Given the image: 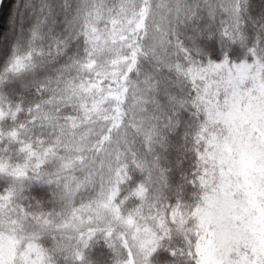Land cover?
Instances as JSON below:
<instances>
[{
    "label": "snow or ice",
    "instance_id": "1",
    "mask_svg": "<svg viewBox=\"0 0 264 264\" xmlns=\"http://www.w3.org/2000/svg\"><path fill=\"white\" fill-rule=\"evenodd\" d=\"M26 7L0 53V264H264V2Z\"/></svg>",
    "mask_w": 264,
    "mask_h": 264
},
{
    "label": "trees",
    "instance_id": "2",
    "mask_svg": "<svg viewBox=\"0 0 264 264\" xmlns=\"http://www.w3.org/2000/svg\"><path fill=\"white\" fill-rule=\"evenodd\" d=\"M29 0H2L0 6V53L6 52L21 39L22 34L26 33L30 27L31 22L34 20L32 10L26 7ZM40 0H31V3L35 6L39 5ZM62 2V0H60ZM255 5L259 8L260 4L264 0H254ZM23 17L25 23L23 29L21 28V18ZM64 28V17L60 15L56 20V30L62 31ZM55 67V65H53ZM48 74H51L49 72ZM31 79V75L28 74L23 78L24 83H28ZM18 87V85H17ZM12 98V97H10ZM93 257L100 258L96 250H93Z\"/></svg>",
    "mask_w": 264,
    "mask_h": 264
},
{
    "label": "water",
    "instance_id": "3",
    "mask_svg": "<svg viewBox=\"0 0 264 264\" xmlns=\"http://www.w3.org/2000/svg\"><path fill=\"white\" fill-rule=\"evenodd\" d=\"M2 0H0V6H1Z\"/></svg>",
    "mask_w": 264,
    "mask_h": 264
}]
</instances>
